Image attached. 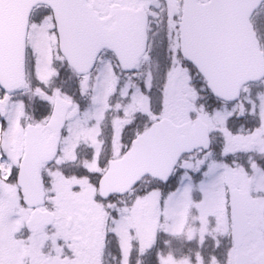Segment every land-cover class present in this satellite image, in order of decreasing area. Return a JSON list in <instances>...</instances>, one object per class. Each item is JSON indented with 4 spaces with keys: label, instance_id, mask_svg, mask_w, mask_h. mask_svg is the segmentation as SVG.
<instances>
[{
    "label": "snow or ice",
    "instance_id": "snow-or-ice-1",
    "mask_svg": "<svg viewBox=\"0 0 264 264\" xmlns=\"http://www.w3.org/2000/svg\"><path fill=\"white\" fill-rule=\"evenodd\" d=\"M0 264H264V0H0Z\"/></svg>",
    "mask_w": 264,
    "mask_h": 264
}]
</instances>
